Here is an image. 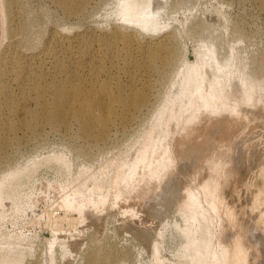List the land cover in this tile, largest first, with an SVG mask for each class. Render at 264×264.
Instances as JSON below:
<instances>
[{"label": "rangeland", "instance_id": "374dc122", "mask_svg": "<svg viewBox=\"0 0 264 264\" xmlns=\"http://www.w3.org/2000/svg\"><path fill=\"white\" fill-rule=\"evenodd\" d=\"M118 1L85 0L74 12L56 0L5 1L9 3L6 24L16 34L5 36L0 45V61L7 58L3 79L20 98L18 114L28 123L11 127L8 122L15 116L8 112L0 116V180L14 173L7 177L2 205L5 215L0 217V261L23 253L22 264H48L50 255L55 264H90L96 256L98 264L174 263L181 244L174 226L182 224L180 199L191 183L189 173L181 175L183 162L173 177L161 188L151 189L144 200L125 201L122 196L110 207L109 194L102 211L86 210L80 222L70 226L63 221L59 230L48 224L49 216L65 212L58 201L74 185L81 169L98 168L139 137L172 88L182 63L196 64L199 45L211 42L219 60L233 53L248 73L264 77L262 0H155L164 8L161 18L167 26L157 32L121 21L115 13ZM81 46L86 47V54ZM152 53L155 61H149ZM63 57L71 60L72 69L79 68L81 78L94 75L97 65L100 77L120 83L125 93L136 92L141 101L124 112L116 103L115 114L105 128L86 127L75 117L67 122L41 121L36 94L25 97L23 85L30 89L34 69L29 70L39 65L49 79L59 76ZM217 137L215 134L213 139ZM259 141L262 146L264 117L257 116L228 144L233 158L249 160L240 170L242 179L244 172L260 161L256 158L262 149ZM59 155L69 164L58 159ZM190 165H199L196 157ZM252 184L249 187V180H244L236 187H225L238 211L247 210ZM241 215L247 218L249 214ZM255 256L257 263L264 264V252Z\"/></svg>", "mask_w": 264, "mask_h": 264}, {"label": "bare ground", "instance_id": "6f19581e", "mask_svg": "<svg viewBox=\"0 0 264 264\" xmlns=\"http://www.w3.org/2000/svg\"><path fill=\"white\" fill-rule=\"evenodd\" d=\"M5 1L0 0V45L5 36L13 38L16 34L6 24L9 3ZM56 1L72 12L85 3V0ZM163 9L160 1L119 0L115 13L123 22L157 32L167 27L161 18ZM81 47L86 54V47ZM155 59L156 54L152 53L149 61ZM6 61V57L0 61V116L12 113L15 117L8 122L12 127L28 123V119L18 114L20 98L10 92L3 79ZM70 62L68 57L61 58L59 76L51 79L42 65L29 70L34 69L32 82L30 89L23 85V94L25 97L32 92L36 94L41 121L67 122L75 117L86 127L105 128L115 114L116 103L124 112L141 101L136 92L125 93L120 83L115 85L111 79L100 77L97 65L93 68L94 75L81 78L79 68L72 69ZM257 116L264 117V77L248 73L233 53L224 61L219 60L211 42L199 45L196 64L182 63L173 77L172 88L146 129L112 160L91 171L81 169L74 185L58 201L65 212L51 214L48 224L54 230H59L63 221L74 225L83 219L86 210L102 211L109 194L110 207L118 204L122 196L125 201L136 197L144 200L151 189L161 188L163 182L173 177L176 167L183 162L181 175L189 173L191 183L186 185L180 199L182 224L175 223L174 228L180 234L181 244L175 253L176 261L169 264H260L254 254L264 252V142L262 146L257 142L262 147L256 153L260 161L250 172H244L243 179L240 170L248 166L249 160L233 158L228 145ZM215 134L218 137L213 139ZM56 157L69 164L64 155ZM195 157L198 166L190 165ZM10 175L14 173L0 180V217L5 215L2 205ZM244 180H249V187L253 180L257 181L252 184L254 190L247 210L238 211L228 199L225 187L229 184L236 187ZM138 191L142 193L134 195ZM246 211L247 218L241 215ZM165 227L159 232L161 236ZM153 252L158 254L156 245ZM22 259L23 253L0 264H22ZM98 259L96 256L90 264H98ZM48 264H55L53 255Z\"/></svg>", "mask_w": 264, "mask_h": 264}]
</instances>
